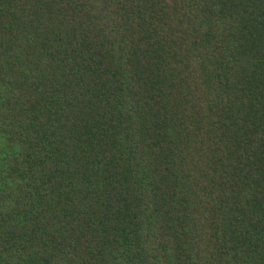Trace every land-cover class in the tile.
<instances>
[{
  "label": "trees",
  "instance_id": "trees-1",
  "mask_svg": "<svg viewBox=\"0 0 264 264\" xmlns=\"http://www.w3.org/2000/svg\"><path fill=\"white\" fill-rule=\"evenodd\" d=\"M0 264H264V0H0Z\"/></svg>",
  "mask_w": 264,
  "mask_h": 264
}]
</instances>
